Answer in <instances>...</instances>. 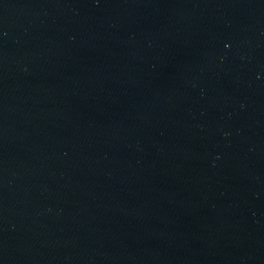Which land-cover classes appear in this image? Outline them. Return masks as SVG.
<instances>
[{"label": "water", "instance_id": "95a60500", "mask_svg": "<svg viewBox=\"0 0 264 264\" xmlns=\"http://www.w3.org/2000/svg\"><path fill=\"white\" fill-rule=\"evenodd\" d=\"M0 264H264V0H0Z\"/></svg>", "mask_w": 264, "mask_h": 264}]
</instances>
